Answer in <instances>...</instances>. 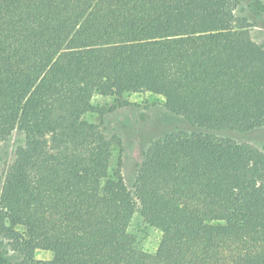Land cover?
<instances>
[{
    "label": "trees",
    "instance_id": "obj_1",
    "mask_svg": "<svg viewBox=\"0 0 264 264\" xmlns=\"http://www.w3.org/2000/svg\"><path fill=\"white\" fill-rule=\"evenodd\" d=\"M239 2L0 0V145L24 137L0 184L15 255L0 264H264V152L222 135L264 128V47ZM144 92L190 130L152 140L128 187L110 175L121 140L84 116L96 93L119 108Z\"/></svg>",
    "mask_w": 264,
    "mask_h": 264
},
{
    "label": "rangeland",
    "instance_id": "obj_2",
    "mask_svg": "<svg viewBox=\"0 0 264 264\" xmlns=\"http://www.w3.org/2000/svg\"><path fill=\"white\" fill-rule=\"evenodd\" d=\"M236 14L248 23L246 29L252 40L264 47V0H240ZM123 99L130 105L115 108L116 102L113 97L94 94L92 104L96 111L85 114L84 120L97 125L107 135L115 134L119 137L121 145H114L111 151L110 175L114 177L120 169L126 185L131 187L136 166L148 144L163 133L172 130L189 131L190 126L182 118L169 113L160 96L148 92L127 93ZM222 135L264 152V128ZM23 144V135L14 132L0 145V184L17 147ZM129 232L135 237L136 244L141 250L147 253L156 251L161 233L147 225L138 213L130 222ZM0 250L7 262L15 260V255L1 238ZM35 258L48 260L51 256L48 252L37 251Z\"/></svg>",
    "mask_w": 264,
    "mask_h": 264
}]
</instances>
